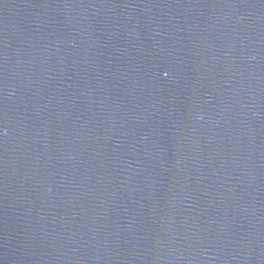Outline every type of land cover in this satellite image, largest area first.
I'll list each match as a JSON object with an SVG mask.
<instances>
[{
	"label": "water",
	"instance_id": "obj_1",
	"mask_svg": "<svg viewBox=\"0 0 264 264\" xmlns=\"http://www.w3.org/2000/svg\"><path fill=\"white\" fill-rule=\"evenodd\" d=\"M0 264H264V0H0Z\"/></svg>",
	"mask_w": 264,
	"mask_h": 264
}]
</instances>
